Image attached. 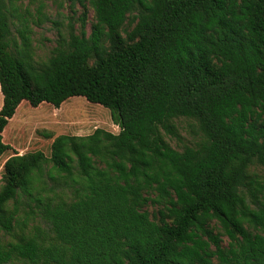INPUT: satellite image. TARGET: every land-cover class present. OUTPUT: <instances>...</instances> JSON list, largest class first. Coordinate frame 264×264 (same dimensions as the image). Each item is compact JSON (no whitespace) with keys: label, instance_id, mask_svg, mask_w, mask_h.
Returning a JSON list of instances; mask_svg holds the SVG:
<instances>
[{"label":"trees","instance_id":"trees-1","mask_svg":"<svg viewBox=\"0 0 264 264\" xmlns=\"http://www.w3.org/2000/svg\"><path fill=\"white\" fill-rule=\"evenodd\" d=\"M69 1L84 9L79 31L69 22L36 60L29 26L16 39L12 8L0 0V157L13 149L3 135L22 102L58 108L83 97L108 109L119 131L52 140L53 166L72 176L74 155L84 193L47 198L50 242L23 236L0 251V264L12 254L32 264H264V183L245 182L251 165L264 166V0ZM177 117L194 119L203 141L168 145L161 130L173 132ZM44 160L36 150L4 161L6 232L4 204L18 190L32 195L28 180ZM146 199L163 205L157 220L140 210Z\"/></svg>","mask_w":264,"mask_h":264},{"label":"rangeland","instance_id":"rangeland-1","mask_svg":"<svg viewBox=\"0 0 264 264\" xmlns=\"http://www.w3.org/2000/svg\"><path fill=\"white\" fill-rule=\"evenodd\" d=\"M12 8L11 30L16 39H19L18 31L23 26H29L31 33V45L36 60H44L49 56L51 49L56 45L60 36L66 37L68 23L72 22L74 31H79L80 21L78 17L83 12L79 3L71 4L69 0H8ZM87 33L93 22V12L90 7L85 8ZM1 105V94H0ZM173 132L161 130L165 141L176 150L181 151L186 146L195 147L201 143L204 136L194 119L177 117L170 122ZM4 130L3 141L12 145L0 157V190L4 184L3 163L15 151L18 154L25 152L42 151L45 160L36 167L28 180L27 187L32 190V195H26L21 191L10 198L3 206L6 215L11 218V231L6 232L0 228V251L7 250V244L14 242L23 236L34 237L45 244L50 242V225L42 213L43 203L47 198L51 202L72 201L80 198L84 191L80 188L81 177L78 174L74 155L68 164L72 169V176L59 171L53 166L51 160L50 144L52 140L61 135L87 137L96 128L117 134L119 127L113 122L108 109L88 103L83 97H72L64 101L58 108L50 104L42 103L37 107H31L27 102H22ZM70 155V154H69ZM96 167L105 169V164L97 157H91ZM246 183L250 181L264 183V166L251 165L248 170ZM248 187L243 186L242 190ZM152 198L151 194L148 195ZM258 203H264V193L258 194ZM147 198V197H146ZM247 197V202H252ZM162 204H155L146 199L140 206L141 211H146L150 218L157 220V210ZM208 227L216 234L222 247H225L228 238L215 220L207 221ZM213 248V246H210ZM209 247V248H210ZM213 264H218L215 257ZM3 264H32L27 260L12 254L9 261ZM44 264V263H37Z\"/></svg>","mask_w":264,"mask_h":264}]
</instances>
